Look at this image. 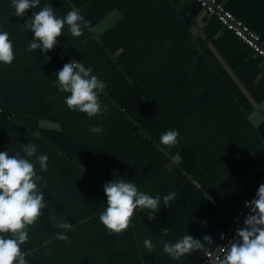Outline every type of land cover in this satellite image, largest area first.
<instances>
[{"label":"crops","instance_id":"0c3cea01","mask_svg":"<svg viewBox=\"0 0 264 264\" xmlns=\"http://www.w3.org/2000/svg\"><path fill=\"white\" fill-rule=\"evenodd\" d=\"M220 1L264 43V0ZM46 4L59 18L75 7L90 24L80 37L65 25L52 50L29 52L34 36L24 24ZM0 31L15 57L0 62V151L28 158L24 147L36 146L28 159L46 201L21 245L32 253L28 264H197L199 250L173 260L163 244L209 235L204 250L213 249L226 219L264 177V123L253 126L264 119L257 57L191 0H40L23 18L11 0H0ZM72 59L106 83L102 115L64 103L70 93L60 91L56 73ZM170 130L179 136L169 149L160 136ZM41 154L47 171L36 160ZM121 178L159 195L160 208H137L126 231L109 233L99 220L103 185ZM170 192L176 198L165 206ZM51 216L73 225L68 242L55 238L65 230Z\"/></svg>","mask_w":264,"mask_h":264},{"label":"clouds","instance_id":"9594fccd","mask_svg":"<svg viewBox=\"0 0 264 264\" xmlns=\"http://www.w3.org/2000/svg\"><path fill=\"white\" fill-rule=\"evenodd\" d=\"M11 5L15 15L23 18L27 10L36 9L40 5V0H11ZM89 24L75 7L64 18H59L53 7L46 4L39 11H34L31 19L24 24L34 36L26 50L34 52L40 49L46 54L58 43L57 38L63 35L65 25L73 37H80ZM14 59L13 44L8 33L0 31V62L8 65ZM92 72L91 67L86 68L80 61L72 59L56 73L60 91L70 93L64 100L66 106L70 110L86 113L89 117L102 115L105 110L99 102V95L107 86L97 76L91 75ZM261 123H264V119L253 121V126L259 128ZM89 131L100 134L103 129L90 126ZM178 136V130L166 131L160 136V143L170 149L178 144ZM24 152L26 157L31 158L36 153V146L27 144ZM28 158L19 153L9 155L7 151H0V264H28L26 256L32 253L22 251L21 245L29 240L28 226L36 223L46 207L45 195L38 186L42 177L37 175L34 164ZM36 160L40 170L47 171L48 157L41 154L36 156ZM172 160L179 164L182 157L176 154ZM43 183L46 185V181ZM103 191L107 206L99 214V220L109 233L120 234L126 231L137 208L150 209L153 213L160 208L159 195L152 197L139 191L135 184L123 178L106 182ZM175 198L176 194L170 192L163 196V204L167 206ZM245 207L249 208V214L244 219V227L236 229L235 237L238 239L228 242L227 254L220 264H264V183L257 189L256 198L245 202ZM50 219L56 222L55 216ZM55 226L65 230L55 238L68 242L66 233L73 230V225L61 220ZM203 241L184 234L174 243H164L163 252L173 260H179L197 250L203 251L205 243H212L209 235H205ZM143 246L149 251L154 247L150 239H145Z\"/></svg>","mask_w":264,"mask_h":264},{"label":"built area","instance_id":"2783aa9c","mask_svg":"<svg viewBox=\"0 0 264 264\" xmlns=\"http://www.w3.org/2000/svg\"><path fill=\"white\" fill-rule=\"evenodd\" d=\"M191 1L196 3L206 16L213 18L221 27L230 31L235 38L247 47L259 60L260 70L264 73V43L257 33L227 10L220 0ZM261 183H264V177L253 188L252 197L241 201L234 213L226 219L224 229L216 235L215 247L213 249H205L197 254V264H219L221 258L227 252L228 242L234 240V238L237 239L235 237L236 229L240 228V225L244 223L245 217L249 214V208L245 207V202L256 198V192ZM221 234L224 236L223 239H221Z\"/></svg>","mask_w":264,"mask_h":264}]
</instances>
